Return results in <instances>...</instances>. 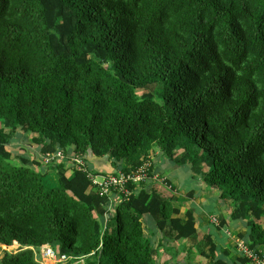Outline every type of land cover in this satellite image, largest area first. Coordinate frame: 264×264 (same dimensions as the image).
Here are the masks:
<instances>
[{
  "label": "trees",
  "instance_id": "16d2710c",
  "mask_svg": "<svg viewBox=\"0 0 264 264\" xmlns=\"http://www.w3.org/2000/svg\"><path fill=\"white\" fill-rule=\"evenodd\" d=\"M20 130L44 161L8 149ZM155 152L231 203L252 257L182 215ZM263 219L264 0H0V264H264Z\"/></svg>",
  "mask_w": 264,
  "mask_h": 264
},
{
  "label": "rangeland",
  "instance_id": "374dc122",
  "mask_svg": "<svg viewBox=\"0 0 264 264\" xmlns=\"http://www.w3.org/2000/svg\"><path fill=\"white\" fill-rule=\"evenodd\" d=\"M141 94V92H139ZM33 138V135L31 134H24L23 130H20L19 134L17 135V138L13 143L8 147L10 151L13 152L15 156H26L30 157L35 160H42L44 161V155L40 152V147L37 145V143L33 142L31 139ZM159 151V150H158ZM161 153V152H160ZM160 153H154L153 154V161L155 162V170L159 174H161L162 178L169 177V180H172L173 185L176 187L179 192V195H183L189 191H195L196 198L192 201V204L194 205V208H196V211H198V208L201 209L199 213L201 215L203 214V218H199L198 222H202V226L199 225V227L202 230H209L214 236L215 241L217 242L219 247L224 249L230 248L232 249V258L235 259L240 253H242L239 243H244L243 240L239 237L240 232H244L245 228L241 223H233L230 220V214L232 210L231 203H224L222 204L220 200L218 199L220 192L216 189L210 188L207 183H205L202 178L194 176L191 165L185 164V165H178L171 162L169 159L164 158ZM60 164V163H57ZM55 177V175H54ZM160 181V176L157 177ZM52 183V182H51ZM54 184V182H53ZM52 187H58V184L56 185H49ZM157 189L160 191L159 188V182L155 185ZM184 192V193H181ZM189 195V194H188ZM194 196V194H193ZM192 197V196H191ZM211 198V199H210ZM217 198V199H213ZM189 199H191L189 197ZM186 198L181 197L179 199V205L182 206V215L184 214V210L186 207H192L191 204H186ZM197 206V207H196ZM222 217H225L227 220V227L225 230L221 229V226L219 225ZM146 218H150L149 216L144 217V221L146 222V235L151 236L149 228L152 230L153 226L151 225V221ZM218 219V223H215V220ZM111 226L115 227V220L113 217L110 219ZM263 226H264V219L262 220ZM228 232L231 234L228 235ZM158 237V236H156ZM155 244H158V240L154 237ZM246 245V244H245ZM21 246L19 243H15L13 246L8 247V251L14 252L15 249L17 250V247ZM247 246V245H246ZM7 248L5 245H0V259L2 257L4 249ZM43 248V247H42ZM164 252V251H162ZM195 254V252H194ZM163 258H170L174 257L175 254L171 250L166 251V253L161 254ZM38 258L41 260V257L39 254H37ZM188 259L187 252L178 255V260L182 262H189V264H200L204 263L207 264V260L202 258L201 256L191 255ZM160 260V259H159ZM42 261V260H41ZM80 262H76L73 264H80ZM82 264V263H81Z\"/></svg>",
  "mask_w": 264,
  "mask_h": 264
},
{
  "label": "built area",
  "instance_id": "2783aa9c",
  "mask_svg": "<svg viewBox=\"0 0 264 264\" xmlns=\"http://www.w3.org/2000/svg\"><path fill=\"white\" fill-rule=\"evenodd\" d=\"M77 161V160H76ZM77 165L79 163H81V161H77L76 162ZM150 163H146L145 165H143L141 168H139V170L137 172H134V174L130 177L132 178L134 181L141 183L143 181H145L146 179L149 178L148 173H147V169L149 167ZM110 181L116 185H118L120 188L123 187L126 179L125 177L122 175L119 178H115L110 176ZM109 178L107 180V184L109 185L108 181ZM124 189V188H122ZM215 223H218V219L215 220ZM240 246V249L242 251L243 254H246L250 257L253 256L252 252L247 248V246L245 245V243H239L238 244ZM43 248H41V252L39 253L40 257H41V262L43 264H66L67 262L70 261L71 257L65 256V255H60V253L55 250L54 248H52L50 245H44L42 246ZM8 249V248H5Z\"/></svg>",
  "mask_w": 264,
  "mask_h": 264
},
{
  "label": "crops",
  "instance_id": "0c3cea01",
  "mask_svg": "<svg viewBox=\"0 0 264 264\" xmlns=\"http://www.w3.org/2000/svg\"><path fill=\"white\" fill-rule=\"evenodd\" d=\"M158 153H160V152H157V154ZM160 155H162L161 153H160ZM90 161L93 163L92 165H93V167L94 168H96L97 169V171L98 172H102V173H111V172H114V169L112 168V166H111V164L106 160V159H100V158H97V157H90ZM160 176V181H162L163 179H169V177H166L165 176V178H162V177H164V176H162L161 174H159L158 172H156L155 173V177H156V181H159V179L157 178V177H159ZM170 181H171V183H172V180L170 179ZM172 186H173V188L175 189L176 187L173 185V183H172ZM175 191H176V196L178 197V199H181V197H183V198H186V204H191L192 205V207L194 206L193 204H192V201L194 200V198H196V193H195V191H189V192H187V193H185V194H183V195H179V192L180 191H178L177 189H175ZM190 192H192L193 194H194V196L193 197H190L191 199H189V195H190ZM166 193H168L167 191H166ZM181 193H184V192H181ZM189 194V195H188ZM211 199V198H210ZM213 199H217V198H213ZM114 202L115 203H117V200H114ZM192 207H186L185 208V210H184V214H185V212L188 210V209H190V208H192ZM197 207V206H196ZM198 211L200 212L201 211V209L200 208H198ZM199 212H196V218H197V221H198V219L199 218H203L204 216H203V214L201 215V213H199ZM199 223V222H198ZM199 225H201L202 226V222L201 223H199ZM228 229V228H227ZM231 233L230 232H228V235H230ZM81 264V263H80Z\"/></svg>",
  "mask_w": 264,
  "mask_h": 264
},
{
  "label": "clouds",
  "instance_id": "9594fccd",
  "mask_svg": "<svg viewBox=\"0 0 264 264\" xmlns=\"http://www.w3.org/2000/svg\"><path fill=\"white\" fill-rule=\"evenodd\" d=\"M15 243H17V242H15ZM8 248V247H7ZM6 250H8V249H6Z\"/></svg>",
  "mask_w": 264,
  "mask_h": 264
},
{
  "label": "water",
  "instance_id": "95a60500",
  "mask_svg": "<svg viewBox=\"0 0 264 264\" xmlns=\"http://www.w3.org/2000/svg\"><path fill=\"white\" fill-rule=\"evenodd\" d=\"M82 264H84V263H82Z\"/></svg>",
  "mask_w": 264,
  "mask_h": 264
}]
</instances>
